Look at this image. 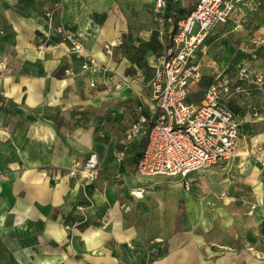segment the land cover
Segmentation results:
<instances>
[{
    "label": "crops",
    "instance_id": "1",
    "mask_svg": "<svg viewBox=\"0 0 264 264\" xmlns=\"http://www.w3.org/2000/svg\"><path fill=\"white\" fill-rule=\"evenodd\" d=\"M61 1L57 23L105 71H83L85 57L48 36L53 0H0V264H264V0H239L208 36L190 88L201 94L189 101L200 103L218 71L246 91L227 101L240 124L236 157L191 174L193 190L143 177L137 163L159 116L146 87L170 44L157 37L160 20L185 17L197 0H166L159 16L157 0ZM93 152L98 180L70 177Z\"/></svg>",
    "mask_w": 264,
    "mask_h": 264
},
{
    "label": "built area",
    "instance_id": "2",
    "mask_svg": "<svg viewBox=\"0 0 264 264\" xmlns=\"http://www.w3.org/2000/svg\"><path fill=\"white\" fill-rule=\"evenodd\" d=\"M239 0H197L191 11L182 18L168 16L160 22L169 28L170 44L156 57L154 72L150 79L152 102L159 112L158 119L148 134V142L137 171L143 177L179 178L190 190L189 177L211 166L233 160L238 152L240 124L228 99L236 93L246 91L245 85L232 87L223 71H218L214 82L206 89L199 104L189 101L190 88L202 75L200 60L207 53V37L218 26L226 24L236 9ZM63 3L53 0L46 12V30L69 44L70 52L84 56L83 71L100 73L106 69L92 56L77 35L61 24L56 17ZM157 11L166 8V0L156 1ZM165 30L161 31L164 35ZM122 41L107 44L106 51L121 46ZM242 81L247 82V70L240 72ZM111 81L114 78L111 75ZM262 79H258L261 82ZM90 85L95 87L92 80ZM124 82L114 81L119 90ZM140 132L134 126L127 139L132 141ZM70 177H81L87 182H96L100 175V160L93 152L84 162L77 161L68 170ZM140 196V192H134ZM83 211V207L77 208Z\"/></svg>",
    "mask_w": 264,
    "mask_h": 264
},
{
    "label": "rangeland",
    "instance_id": "3",
    "mask_svg": "<svg viewBox=\"0 0 264 264\" xmlns=\"http://www.w3.org/2000/svg\"><path fill=\"white\" fill-rule=\"evenodd\" d=\"M167 8V7H166ZM166 8L162 11V14H164V13H166ZM157 9V8H156ZM157 13V16H159L160 14H161V12H156ZM163 26H164V28L162 29V30H165V28H167V29H169L167 26L168 25H166V24H164L163 23ZM161 29H160V27L158 26V29H157V37H158V39H159V41L161 42V39H162V37L164 36V38H165V36H167L166 34H167V32L164 34V35H162L160 32L162 31ZM170 40V39H169ZM171 43V42H170ZM147 89V91H150L151 92V94H152V85L150 84V81L148 82V85H147V87H146ZM190 92H191V94H190V100H193V98H191V97H193V96H195V95H197V94H199V89H196V87L194 86L192 89H190ZM201 94V93H200ZM199 94V95H200ZM151 105L152 106H154V103L153 102H151ZM149 108V107H148ZM211 167H214V166H211ZM211 167H209V168H211ZM209 168H207V169H209ZM198 172H201V171H198ZM197 173V172H196ZM174 179V178H173ZM176 179H178V180H180L179 178H176ZM190 190H193L192 189V187H191V189ZM192 192V191H191ZM171 236H174V235H171Z\"/></svg>",
    "mask_w": 264,
    "mask_h": 264
},
{
    "label": "trees",
    "instance_id": "4",
    "mask_svg": "<svg viewBox=\"0 0 264 264\" xmlns=\"http://www.w3.org/2000/svg\"><path fill=\"white\" fill-rule=\"evenodd\" d=\"M212 42H213V39H210L209 37H207V39H206V44L207 45H211L212 44ZM123 42H122V45L121 46H123ZM126 56L128 57V58H130L129 60L131 61V62H139V61H141V57H139V56H137V55H135V52H134V48L131 46V45H126ZM145 52H146V50H144L143 51V55L145 54ZM138 104H139V106L141 107V109H149L147 106H145L144 105V103L143 102H141V101H138ZM145 115H147L148 116V114H147V112H145Z\"/></svg>",
    "mask_w": 264,
    "mask_h": 264
}]
</instances>
